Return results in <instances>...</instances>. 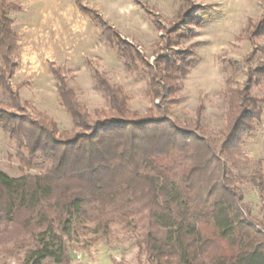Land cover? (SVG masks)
I'll return each instance as SVG.
<instances>
[{
	"label": "trees",
	"instance_id": "obj_1",
	"mask_svg": "<svg viewBox=\"0 0 264 264\" xmlns=\"http://www.w3.org/2000/svg\"><path fill=\"white\" fill-rule=\"evenodd\" d=\"M9 1L0 0V91L7 101L0 103V129L22 141V166L31 168L40 158L47 167L20 178L0 172V245L24 250L19 264H71L70 243L87 237L95 243L113 224L127 222L139 230L148 264H264V224L251 215L227 166L261 119L264 98H252L250 88L254 77L264 78V65L233 91L215 142L201 128L200 107L189 126L169 108L173 76H185L190 62L163 55L145 63L134 46L76 0L82 14L100 23L106 42L144 65L157 105L142 116L129 111L122 92L95 73L109 107L90 115L61 71L51 69L74 126L60 133L51 119L29 114L9 82L17 68L16 35L7 17L15 7ZM252 35H264V15ZM171 44L168 38L166 47ZM251 182L264 196V175L257 172Z\"/></svg>",
	"mask_w": 264,
	"mask_h": 264
},
{
	"label": "rangeland",
	"instance_id": "obj_2",
	"mask_svg": "<svg viewBox=\"0 0 264 264\" xmlns=\"http://www.w3.org/2000/svg\"><path fill=\"white\" fill-rule=\"evenodd\" d=\"M127 43L137 49L145 63L157 56L170 61L186 58L187 74L173 76L169 105L183 125H192L201 108V128L216 142L225 127L232 93L245 86L250 71L264 65V35H252L253 24L264 15V0H80ZM8 11L16 35L17 64L9 82L33 117H46L58 131L74 126L57 95L51 69H58L90 115L108 109L104 94L96 88L94 74L118 88L129 111L145 115L154 110L144 65L135 56L127 59L116 44L104 40L100 23L82 14L76 0H11ZM187 19L182 18L183 13ZM172 27L176 32L169 33ZM171 38L170 48L166 41ZM254 52V56L251 54ZM1 66V62H0ZM250 96L264 98V78L254 77ZM0 91V103H6ZM255 130L240 145L234 160L227 162L233 183L243 194L253 218L264 224V196L251 182L264 175V105ZM22 141L0 129V172L11 178L39 175L47 163L36 158L31 168L19 161ZM78 239L69 245L71 264H148L140 250L139 230L127 222L111 226L107 237L95 243ZM24 250L16 244L0 245V264H19Z\"/></svg>",
	"mask_w": 264,
	"mask_h": 264
}]
</instances>
